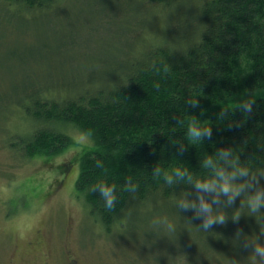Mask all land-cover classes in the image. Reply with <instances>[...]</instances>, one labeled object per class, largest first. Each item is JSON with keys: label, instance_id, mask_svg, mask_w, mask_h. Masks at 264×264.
<instances>
[{"label": "trees", "instance_id": "1", "mask_svg": "<svg viewBox=\"0 0 264 264\" xmlns=\"http://www.w3.org/2000/svg\"><path fill=\"white\" fill-rule=\"evenodd\" d=\"M62 1L0 0V15L43 14ZM134 1L169 17L168 38L148 44L114 82L46 86L18 101L32 119L19 152L59 155L72 145L69 125L92 138L75 187L107 231L140 203L206 190L198 183L219 187L220 173L231 183L264 177V0ZM191 127L210 134L192 137ZM101 185L113 189L111 207Z\"/></svg>", "mask_w": 264, "mask_h": 264}, {"label": "rangeland", "instance_id": "2", "mask_svg": "<svg viewBox=\"0 0 264 264\" xmlns=\"http://www.w3.org/2000/svg\"><path fill=\"white\" fill-rule=\"evenodd\" d=\"M123 1L66 0L43 14L0 15V264L16 243L23 245L38 233L41 252L70 251L85 264L264 260L255 253L257 245L264 246V204L253 209L256 196L264 193L263 176L232 183L239 189L234 198L219 186L140 203L107 231L89 215L75 187L79 159L93 145L89 135L77 126L64 127L72 145L50 158L17 150L32 130V119L18 101H28L31 91L113 81L148 44L169 37L170 19L162 10ZM202 201L223 222L205 227L209 214ZM217 251L231 257H219Z\"/></svg>", "mask_w": 264, "mask_h": 264}, {"label": "clouds", "instance_id": "3", "mask_svg": "<svg viewBox=\"0 0 264 264\" xmlns=\"http://www.w3.org/2000/svg\"><path fill=\"white\" fill-rule=\"evenodd\" d=\"M245 107H247L248 110H250V107L251 106L250 105H245ZM204 132H208L210 134V129H203V130H201L200 128H197V127H191L189 129L190 135L192 137H195V138L201 137L204 134ZM209 163H211V162L209 161ZM239 173L241 175H245L246 174V170L245 169H240L239 170ZM177 174L178 175H182L183 173H180L178 171ZM220 175L223 178V183L220 185L221 190L224 193H230V194H232V198H234L235 195H238L239 194V189L236 188L231 183V181L228 178H224L223 177V173H220ZM232 175L234 177L236 175V173H233ZM197 186L198 187H201V188H205V189L211 190L212 187H213V184H210V183H198ZM100 190H101L103 196L105 197V199L107 200L108 206L111 207L112 202L115 199V196H114V193H113V189L111 187L107 186V185H101L100 186ZM260 204H264V193H260V194H258L256 196L255 201L253 203V209L257 208ZM201 207H202V209L204 210L205 213H208L209 214L208 218L205 221V225H204L205 227H208L215 220H218L220 222H223L224 217L222 215H217V216L211 215L213 209H212V207H211L210 204L202 201L201 202ZM255 253L258 254L259 256L264 257V246L257 245V247L255 248ZM252 259L254 261H256L257 260L256 255H253ZM257 264H260V262L257 261Z\"/></svg>", "mask_w": 264, "mask_h": 264}, {"label": "flooded vegetation", "instance_id": "4", "mask_svg": "<svg viewBox=\"0 0 264 264\" xmlns=\"http://www.w3.org/2000/svg\"><path fill=\"white\" fill-rule=\"evenodd\" d=\"M41 245L42 241L39 233L35 239L26 240V243L23 245L16 243L4 264H85L70 251L65 254L60 253L56 256H53L54 254L52 252L43 253L40 250ZM26 247H28V253L24 251ZM257 261L260 264H264V260Z\"/></svg>", "mask_w": 264, "mask_h": 264}]
</instances>
